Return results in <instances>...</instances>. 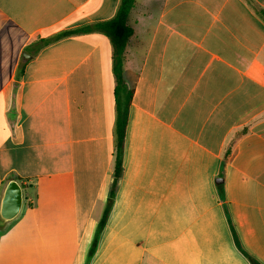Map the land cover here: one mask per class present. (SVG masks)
Instances as JSON below:
<instances>
[{
	"label": "crops",
	"instance_id": "crops-1",
	"mask_svg": "<svg viewBox=\"0 0 264 264\" xmlns=\"http://www.w3.org/2000/svg\"><path fill=\"white\" fill-rule=\"evenodd\" d=\"M121 0H0V264H264V0H136L115 183ZM27 53L31 58H26ZM22 67V73L19 70Z\"/></svg>",
	"mask_w": 264,
	"mask_h": 264
},
{
	"label": "trees",
	"instance_id": "trees-1",
	"mask_svg": "<svg viewBox=\"0 0 264 264\" xmlns=\"http://www.w3.org/2000/svg\"><path fill=\"white\" fill-rule=\"evenodd\" d=\"M136 0H121L114 18L104 22H98L80 27L77 29L59 33L47 39H41L35 43L36 51H39L59 40L70 36L103 33L107 35L113 46V73L115 77V145H116V168H115V183L111 191L107 207L105 209L100 227L102 228L108 218L112 208L113 198L115 194L116 183L120 177L124 144L126 137V129L128 124L129 109L133 101L134 89L127 82L124 70L125 52L129 39L133 36V29L127 25L128 17L135 5ZM257 13L264 20V10L257 9ZM22 73V67L19 70V75Z\"/></svg>",
	"mask_w": 264,
	"mask_h": 264
},
{
	"label": "water",
	"instance_id": "water-1",
	"mask_svg": "<svg viewBox=\"0 0 264 264\" xmlns=\"http://www.w3.org/2000/svg\"><path fill=\"white\" fill-rule=\"evenodd\" d=\"M26 58H31L24 53ZM24 204V188L17 180H10L5 187L0 205V220L2 223L16 219Z\"/></svg>",
	"mask_w": 264,
	"mask_h": 264
}]
</instances>
